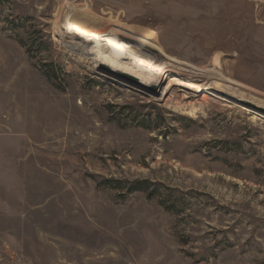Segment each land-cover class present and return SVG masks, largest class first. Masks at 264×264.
Returning a JSON list of instances; mask_svg holds the SVG:
<instances>
[{"label":"rangeland","instance_id":"1","mask_svg":"<svg viewBox=\"0 0 264 264\" xmlns=\"http://www.w3.org/2000/svg\"><path fill=\"white\" fill-rule=\"evenodd\" d=\"M91 22L175 85L111 77ZM212 80L264 104V0H0V264H264V113Z\"/></svg>","mask_w":264,"mask_h":264},{"label":"bare ground","instance_id":"2","mask_svg":"<svg viewBox=\"0 0 264 264\" xmlns=\"http://www.w3.org/2000/svg\"><path fill=\"white\" fill-rule=\"evenodd\" d=\"M76 17L77 14L73 13L70 18H74V21H72V23L78 25L80 23H78V20H76L78 18ZM69 27L71 26L69 25ZM88 28L90 32H92L94 35L96 34V36L92 35L93 39L91 41L95 42V46H91V47L96 49L93 55L95 56V58H97L98 65L102 63L107 64L113 70V72L109 75L114 79L117 78V74L119 72H126L141 80L143 86L138 87L140 89H145V87L148 85H156L161 90L164 89V91H168V89L171 88L172 85H175L174 84L175 80L170 78L169 73L171 72L177 73L179 71L178 67H174V65L168 62L167 60L157 58L156 56L150 54L148 51L142 48L137 49L136 53H138V55L139 54L142 55V58L144 57L146 60H148L150 62V65L147 66L138 63L137 60L138 58L133 59L134 62L133 61L131 62L132 55L129 52H133L132 50H134L133 49L134 43H132V41L121 37L122 35L119 36L118 34L113 32L112 28H104L92 22L88 24ZM75 34H78L81 37H83V35H87L86 32H83V30L81 29L77 30ZM136 53H133V55ZM151 64H156V66H158L159 69L154 68ZM161 68H164L166 70H160ZM224 84L212 80L208 83V87L209 89H214L220 92H224L226 95L232 96L238 102L244 101L250 103L255 107L264 108V104L262 102L248 98L245 94L241 92L231 90V88L226 87Z\"/></svg>","mask_w":264,"mask_h":264},{"label":"water","instance_id":"3","mask_svg":"<svg viewBox=\"0 0 264 264\" xmlns=\"http://www.w3.org/2000/svg\"><path fill=\"white\" fill-rule=\"evenodd\" d=\"M99 66H100V68L102 70L108 72L109 74H111L113 72V70L107 64L102 63ZM117 77L120 78V79L126 80L129 83L137 85L138 87H142L143 86L142 85L143 83L141 82V80H139V78H137V77H135L133 75H130V74L126 73V72H119L117 74ZM145 89L148 90V91H152V92H157L158 91V87L156 85H148V86L145 87ZM240 102L245 104L248 107H251L254 110H257L259 112H263L264 113V108H262V107L258 108V107H255V106L251 105L250 103H247V102H244V101H240Z\"/></svg>","mask_w":264,"mask_h":264},{"label":"trees","instance_id":"4","mask_svg":"<svg viewBox=\"0 0 264 264\" xmlns=\"http://www.w3.org/2000/svg\"><path fill=\"white\" fill-rule=\"evenodd\" d=\"M111 182H113V181H111ZM114 182H116L118 184L117 185L118 187H121L122 181L115 180ZM153 184H155V183H152L149 180H136L133 182V185H132L131 189H129V192H135V191L145 192L149 196V198H152V197L156 196V193H157V187ZM152 185H153V188L151 187ZM161 202L167 209H169V210L172 209V207L166 205L163 200Z\"/></svg>","mask_w":264,"mask_h":264}]
</instances>
